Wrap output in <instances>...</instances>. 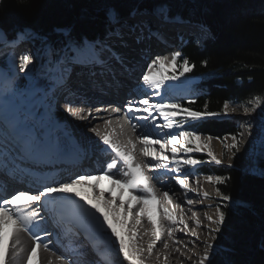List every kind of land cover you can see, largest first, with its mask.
Segmentation results:
<instances>
[{"label":"snow or ice","instance_id":"obj_1","mask_svg":"<svg viewBox=\"0 0 264 264\" xmlns=\"http://www.w3.org/2000/svg\"><path fill=\"white\" fill-rule=\"evenodd\" d=\"M20 6L24 5V0H19ZM147 14L145 9L140 11L139 6H135L124 16L116 7H109L105 13V27L102 35L93 39L87 36L75 37L68 30L64 32V38L61 47L51 48L49 51L57 53L56 63L60 66L59 75L54 78L52 85L53 91L64 89L71 91L69 81L71 80L73 70L76 66H96L111 71L109 77L113 86H119L121 81L116 77V69L127 73L133 68V57L130 53L133 46L140 45L143 42L144 34H152L151 26L147 21L137 19V17ZM154 15L163 23H186L188 22L179 13L173 15L168 4H157L152 9ZM198 27L206 30V25L200 23ZM29 32L27 29L19 30L12 37L3 29H0V42L15 40L21 35ZM32 63V57L29 54H22L20 59V71H25ZM206 66L207 61H202ZM179 67L180 71L174 70L169 73L168 69ZM195 65L188 59L182 58L179 51L167 56H155L146 63L139 81L140 91L147 89L152 95L160 97L159 102L154 101L144 92L139 99L129 100L123 110L127 116V122L131 126L133 134L138 127H143L139 121L150 122L154 129L168 131L165 132L162 139H152L151 133L137 135L136 140L142 145L141 154L148 160V168L152 172H168L174 174L172 178L185 195V202L191 206L193 200L187 198L189 193H195L203 199H211V194L201 189L199 178L196 179L197 187H190L189 176L191 173L188 169H194L197 165L204 163L192 157L190 154L195 152H206L210 158L208 162L216 165L224 164V156L230 152L229 161L236 157L240 151V138L243 133L231 135V143H226L228 137H215L221 141L225 148V153L217 156L211 149L213 137L208 135L203 140L201 135L194 130L186 129L185 125L189 120L197 121L204 117H216L221 115L217 112L207 111V103L204 105V111L193 110L185 107L179 101L165 99V95L175 92V85L169 84L170 81H178L186 73L193 71ZM162 92L164 95H162ZM189 104L195 103V100H189ZM244 112H255L264 104V99L256 95L248 100ZM240 106L232 107L229 102L223 104V114L226 116L231 112H236ZM72 115H78L72 108L66 109ZM120 107L112 108V112L119 113ZM137 113L146 115L137 116ZM90 115V113H89ZM80 119H87L80 116ZM160 119L163 123H156ZM136 120L137 123H133ZM111 123V121H106ZM251 125L248 126L250 134ZM96 136L100 137L103 145L114 153V156L106 163L100 174H78L73 175L67 180L57 182L52 179L51 183L42 185L35 193L30 191H16L9 195L0 196V264H32L33 258H36V264H42L41 251H49V244L44 243L41 236L34 229H38V218L40 211H51L59 216L57 223L63 228L66 235L75 236L77 233L73 229L83 230L88 238H94L95 235H107L103 230H110L111 237L115 238V245H118L117 255L122 256L116 264H145L150 259L153 249L158 242H163L165 249L168 243L162 241L165 231L169 238L177 225H183L179 230L184 232L188 224L182 214L179 219L175 215V209L169 208L173 204L172 195L168 191L162 193V197L156 192L151 178L137 162L134 152L136 144L132 143L131 148L122 146L117 140L113 139L110 134L102 133L98 128L91 129ZM16 135L21 138L24 151L39 150L38 143L33 139H23L20 131ZM156 145H159L157 150ZM195 145V146H192ZM170 152V155L168 153ZM122 167L125 169L120 178H117L114 169ZM228 167H232L229 163ZM254 172L264 175V158H261L254 166ZM206 182L213 185L226 183V177L208 175L205 177ZM100 181H107V187H101ZM80 186H86L89 195L82 194L78 190ZM98 190V194H97ZM105 193L110 195V199H105ZM58 194H65L59 196ZM216 197L224 201L223 207L217 206L215 215H207L206 218L214 227L209 229L212 242H205L204 253L197 261V264H212L211 254L216 251L215 242L222 238L227 229L228 214L224 207H228L233 202V197L222 193L216 188ZM78 197L79 199H74ZM51 205V207H49ZM181 207V205H176ZM160 211L159 218L154 216L157 210ZM71 213L70 218L66 219L65 213ZM194 223L197 228L201 227V220L197 217L196 212L192 213ZM151 226L150 233L153 239L147 245V248L138 247L137 226H140L144 220ZM166 221L167 223H163ZM67 225V226H66ZM24 234H28L31 239V245L25 246L22 239ZM148 233L146 232L145 235ZM199 239V236L192 233ZM48 235H51L48 233ZM178 243V241H176ZM193 243H195L193 241ZM259 246L264 250V237L261 238ZM179 251V249H177ZM145 252L147 255H145ZM23 254V255H22ZM55 256V253H52ZM103 255V253H101ZM227 255V253H226ZM191 258V257H189ZM105 259H107L105 257ZM59 264H65L61 257H56ZM48 264H54L52 259ZM108 264H111L109 261ZM220 264H235L230 259L220 261Z\"/></svg>","mask_w":264,"mask_h":264},{"label":"trees","instance_id":"obj_2","mask_svg":"<svg viewBox=\"0 0 264 264\" xmlns=\"http://www.w3.org/2000/svg\"><path fill=\"white\" fill-rule=\"evenodd\" d=\"M157 4H168L171 13L206 25L201 43L193 36L183 37L179 52L195 67L180 80H198L193 85L195 97L180 103L201 112L207 103V111L221 115L189 120L186 129L212 137L238 135L236 123L223 114V104L247 103L256 95L264 99V0H24L23 6L19 0H0V28L9 37L29 29L44 40L43 44L35 41L37 46L58 49L64 38L61 30L89 39L102 35L109 7L125 12L137 5L148 10ZM52 56L57 53L52 51ZM175 70L180 71L178 66ZM21 81L25 85L22 77ZM189 100L195 103L189 104ZM260 110L264 117V104ZM260 154L255 165L264 158V145ZM195 156L204 161L196 167L200 173L228 178L214 187L233 197L232 204L224 207L227 229L216 241L212 264L224 259L235 264H264V250L259 246L264 237V175L244 173L235 165L207 163L201 153ZM219 201L218 206L223 207L225 202Z\"/></svg>","mask_w":264,"mask_h":264},{"label":"bare ground","instance_id":"obj_3","mask_svg":"<svg viewBox=\"0 0 264 264\" xmlns=\"http://www.w3.org/2000/svg\"><path fill=\"white\" fill-rule=\"evenodd\" d=\"M144 10L145 9H140L141 12H143ZM147 13L152 14V11L147 10ZM159 24H160V21H159ZM148 34L149 33L144 34L142 44L138 46L136 45L133 46V51L135 49H141L143 47L148 48V50L150 51L149 60L145 62L143 57L140 56L139 68L136 69L135 73L133 74L130 73V70L127 73H125L123 71H120V69L117 68L116 72L118 73V76L116 78L119 81H121L119 86H113L112 84L109 83V81L106 82V80H101L102 81L101 83H103L104 86L108 88H112L113 90H117L121 88L123 85H125L126 83H128L126 78H129V80H132L130 76L133 75V79H136V82L139 85V89H140L141 82L139 81V77L142 71L144 70L146 63L150 62V60L157 55L167 56L170 58L171 54L174 51L173 50L174 44H172L171 41L167 42L166 40H164L161 31L157 32L153 36L151 35L148 36ZM10 41H13V43L6 44L7 42L6 41L2 45H4L6 48L10 50L15 48V51H14L15 54L20 52L28 44L27 41L22 42L23 40H18L16 42H14L15 40H10ZM132 52L130 53V55L133 56ZM3 55L4 54H1V56ZM12 61H13V65L18 67L20 70V60L18 59V56L13 57ZM132 63L135 64L134 59ZM28 69H29L28 74H30V77L33 78L32 81H34V84H31L30 89L26 90V92L23 93L22 98L16 94V87H13L12 89L8 88V85H9L8 80L6 84H3L1 83V78H0V83H1L0 84V95L10 96L12 97V99L14 98L11 101V103H8V104L2 105V103L0 102V124L4 125V130L6 132L8 131V129L5 127V124L14 126L16 131L19 130L21 134H25L29 137V139L35 140L39 145L40 152L50 150L54 146H58L62 144L65 141L64 138L66 136V132L72 134L74 138L82 142L84 145L95 146L99 149H104V148L106 149V146L103 145L101 138L96 136V134L91 131L93 127L98 128L102 133L110 134L112 138L115 140L119 136H124L123 129L120 126L118 125L114 126L112 124L106 123L107 116L104 115L103 112L98 113L96 111H93L91 109V104L88 102H85V101L74 102L67 106V108L70 107L73 109V111H76L78 113V115H75V116L70 114L68 111L66 113H62L61 111L57 110L55 108L54 99H53L54 91H53L52 85L54 84V81H53L54 77L51 76V77L45 78L44 80L41 81V85H39L37 80H39V76L41 74L44 75L45 71L43 70V68L38 69V67H36L33 69L30 64L28 66ZM28 69H25V70H28ZM59 72H60V68L56 71L55 77L59 75ZM83 74H86L88 76L87 79L90 78L91 81L95 83H100L95 78L96 76H105L107 79L108 77L112 75L111 71L106 70L99 65L76 66L73 70L71 80L81 78ZM144 92H147V94L151 97V99L158 102L159 97L152 95L150 92H148L147 89H144ZM144 92H141V96L144 94ZM123 106L124 105L121 104L119 107L122 109ZM137 114L138 116L143 115V113H137ZM238 115H239L238 117L239 121H242L245 119V117L243 116H246L247 114H238ZM80 116H85L87 117V119L82 120L79 118ZM141 122L145 123V121L143 120H141ZM156 123L158 124L163 123V121L158 119ZM246 129L248 131V128ZM157 130H160V129H157ZM251 130L253 131L254 129L252 128ZM167 131H168L167 129L160 130V132L158 131L159 133H157V131H152L151 136L154 139H158V138L162 139L164 137L165 132ZM204 138L205 137H201L202 140ZM254 142H255V139L252 136L248 137L247 139H244V141H242L243 148L242 147L241 148L243 150L241 152H243V154L247 156L251 152ZM134 143L136 144V148H135L136 154L134 153L135 158L137 162L141 164L142 168H144L145 172L147 173L145 165L148 164V160L151 158L150 157L145 158L142 156L141 149H140L142 145L139 143V141L136 140V142ZM127 144L126 146H128V148L130 149L131 144H129L128 139H127ZM156 148L157 150H159V145H156ZM211 149L214 152H217V153L220 152V144L218 143V140L215 139V137H213L211 141ZM54 155L60 156L57 153H55ZM168 155H170V152L168 153ZM112 157L113 156L108 157V162L110 161ZM103 168H105V166L93 173H88V174H93V175L100 174ZM124 170L125 169L118 166V169H114L113 172L116 173L117 178H120ZM190 170L188 169L189 172ZM194 171L199 176L194 175V174H191L189 176L190 187H197V184L195 181L197 178H199V181H200L199 186L201 187V189L209 192L208 190L209 183H207L205 179V177L208 175L207 174L201 175V173L195 169ZM85 173L86 172L80 169L79 170L77 169L76 171L66 173V175L63 176V180H67L73 175L85 174ZM56 181L59 182L62 180H56ZM151 182L154 185L156 192L161 197L164 191H168L170 195H172V197L174 196L173 190L170 189L168 185L163 187L162 184H158L156 178L154 177L151 178ZM100 186L107 187L108 186L107 181H100ZM38 189L39 188H35L34 193ZM78 190L81 191L82 194H85V195L90 194L86 186H80ZM97 194H98V190H97ZM58 195L63 196L65 194H58ZM110 198H111L110 195L108 193H105V199H110ZM187 198L192 199L193 204L191 206L187 205L183 207V213L181 211V207H176V205L178 204H176L175 202H178V200H173V204L170 205L169 208L170 210L175 209V215L177 219H179L182 214L184 215V219L186 220L188 224V228L184 232H181L179 229L182 228L183 225H177V228L174 231L172 238H169L165 231L164 235L162 236V241L168 243V248L167 249L164 248L163 242H158L156 247L153 249L151 258L147 259L145 261V264H197L198 259L200 258V256L203 255L205 242H209L207 241V237L205 234L207 231H209V226L206 224V221H207L206 214L207 213L205 211L212 207V202H211V199H203L202 196L198 197L195 193H189ZM74 199H79V198L74 197ZM160 211L161 210L158 209L154 213V216L156 218H159ZM193 211L196 212L197 217L201 220V227L199 228H197L194 223V219L192 216ZM185 215H188L190 217H187ZM163 223L166 224L167 222L164 221ZM150 229H151V226L147 223L146 219L142 222L140 226H137L138 239L136 241V244L138 247H142L144 249L147 248V245L153 239L150 233ZM34 231L38 232V234L41 236L44 243L49 244V251H41L40 253L42 264H48L49 259H52L54 264H59V262L56 261V257H61V255L59 254L58 249L54 247L53 244L47 242L48 239L43 234L41 230V225L38 229H34ZM103 231L108 234L107 235L97 234V237L102 241L101 245L103 244L105 245V248H102L101 246H98V245L92 246V249H96L98 251L96 253L94 251L93 254L90 253V254H86L85 256H81L82 257L81 258L82 260L80 259L82 261L81 263L83 264L86 263L90 258L95 259V260L96 258H100L99 260H103L102 262L98 261L97 264H108L109 261L111 262V264H116L118 260H122V256L117 255L118 245H115V238L111 237L110 230H107L105 228ZM146 232L148 233L147 235H145ZM194 232L199 236V239H197L196 236L192 234ZM83 237L85 236L83 235ZM105 238L108 239L109 243L112 245V247L116 251L110 249L109 245L105 241ZM22 239L26 247L31 245V239L28 234H24ZM176 241H178V243ZM193 241L195 243H193ZM87 242L90 243L89 241ZM177 249H179V251H177ZM52 253H55V256H53ZM101 253H103V255H101ZM145 255H147L146 252H145ZM105 257L107 259H105ZM32 264H36V258H33ZM123 264H127V261H123Z\"/></svg>","mask_w":264,"mask_h":264},{"label":"rangeland","instance_id":"obj_4","mask_svg":"<svg viewBox=\"0 0 264 264\" xmlns=\"http://www.w3.org/2000/svg\"><path fill=\"white\" fill-rule=\"evenodd\" d=\"M126 11L127 10H125V12ZM122 15H125V14L123 13ZM176 25H178V24L177 23H163V22L160 21L159 29H157L156 31L152 32V34H148V36H150V35L153 36L157 32L161 31L164 40H166L167 42L168 41H171L172 44H174L173 45L174 46L173 47V50H174L173 52L179 51V47L181 45V38L180 37H175L174 34L171 35L170 37H167V35H169V34L164 33L165 30H168L170 27L173 28ZM181 26L182 25H179L178 27L180 28ZM205 33H206V31H203L202 32V35L200 34L199 36H195L196 37L195 40H196L197 43H201V38H202V36ZM172 39L177 42V47L175 45L176 42H174ZM18 40H23L22 42H24V41L25 42L26 41L27 42L37 41V42L42 43V44L44 42V40H41V39H39V37H36L35 35H33L30 30H29V32L27 34L21 35L18 38H16L15 42L18 41ZM8 43L9 44H12L13 41H7L6 44H8ZM40 46H42V45H40ZM6 49H8V48H6L4 45H1V47H0V54H4L3 52L6 51ZM8 50H9L8 51L9 53L6 52V54H7V62L9 64L10 70L12 71L11 77H8L9 78L8 79V82H9L8 88L12 89L13 87H15V85L17 83V79L18 78L16 76L18 74L15 71H18L19 68L13 65V61H12V58L13 57L10 56L11 50L10 49H8ZM40 56H41V58L32 59V64L38 65V69L39 68L40 69L43 68L44 71H47L49 69V67H50V61L52 59L51 58L52 52L46 49L42 53H40ZM15 62H16V60H15ZM59 68H60V66H58V69ZM175 69L169 68L168 71H169V73H171ZM25 71H29V69L28 70H25ZM25 71H22L23 74H20V75L23 76V79L27 80L28 77H30V76H27V74H26ZM176 72H177V74L179 73L178 71H176ZM0 74L2 75L1 72H0ZM47 77H48V75H46V74L42 75L41 74L39 76V80H37L38 83H39V85H41V81L44 80ZM31 79H33V78H31ZM196 80H197V78H192V79L189 80V82H186L185 85L183 84L184 86L181 85V84H177L178 83L177 81H174V82L173 81H170L169 84L178 85V86H175V87H178V88L175 89V92L174 93H170L169 95H165V99H172V100H175V101H181V100H186V99H189V98H193L195 96V94L192 92L191 86H192V84ZM27 84H28V82H27ZM31 84H34V81ZM179 85H181V87ZM186 88H188V89H186ZM16 94L19 95L21 98L23 97L22 92H20V90H16ZM162 95H164L163 92H162ZM159 100H160V97L158 98V102H159ZM229 104L232 107H236L238 105L240 106L236 112H231V110H229V113L226 116L229 117V118H231V119H233V121L236 123V126L239 129V133H243L244 135H243V137L240 138V151L236 154V157L234 159H232L231 161H229V159H228V156H230L231 153L228 152L224 156V165H228L229 163H231L232 165L238 166V168L240 170H242L244 173H252V172H254L253 169H254V166H255L257 157L260 154V150H262V147L264 145V117H263V115L261 113L260 108H258L255 112L245 113L244 112V107L245 106L250 107V105H248V103L233 102V103H229ZM238 114H247V115L246 116H243V117H245L244 120L239 121V118H238L239 115ZM249 125H251L250 134H249V131H246L247 129H245V128H248ZM252 128L254 129L253 131L251 130ZM250 135L255 139V142H254V145L252 146L251 152L246 156L245 154H243V152H241L243 150L242 149L243 148L242 141H244V139H247L248 137H251ZM201 137H207V136L201 135ZM218 143L220 144V152L219 153L214 152V151L213 152L217 156H221V154L222 153H225L226 150L223 147L221 141L218 140ZM226 143H231V138L230 137H228ZM192 146H195V145H192ZM195 153H191V156L193 154H195ZM197 153H201V152H197ZM201 154H203L204 156H206L207 163H210V162H208L210 158L207 156L206 152L201 153ZM190 172H191V174H194V175L199 176L197 173H195L194 169H191ZM214 186L215 185H213V184H209V186H208L209 193L211 194L212 207L209 208V209H207L205 211L207 213V215H215V209H216V207L220 203L218 197H216V195H215L216 189H215ZM206 224L209 226V229L212 228V227H214V225H211L208 220L206 221ZM205 234H206V237H207V241L212 242L211 241V235H210L209 231H207ZM105 241L109 245L110 249L115 250L112 247V245L109 243V241H108L107 238H105ZM218 244H217V242H215V247ZM216 252H217V249H216V251L214 253L211 254V259L216 254ZM206 264H208V262H206Z\"/></svg>","mask_w":264,"mask_h":264},{"label":"water","instance_id":"obj_5","mask_svg":"<svg viewBox=\"0 0 264 264\" xmlns=\"http://www.w3.org/2000/svg\"><path fill=\"white\" fill-rule=\"evenodd\" d=\"M1 29V28H0ZM2 43V42H1Z\"/></svg>","mask_w":264,"mask_h":264}]
</instances>
